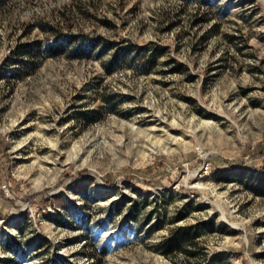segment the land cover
I'll return each instance as SVG.
<instances>
[{"label":"rangeland","instance_id":"obj_1","mask_svg":"<svg viewBox=\"0 0 264 264\" xmlns=\"http://www.w3.org/2000/svg\"><path fill=\"white\" fill-rule=\"evenodd\" d=\"M181 226L264 264V0H0V264H198Z\"/></svg>","mask_w":264,"mask_h":264},{"label":"trees","instance_id":"obj_2","mask_svg":"<svg viewBox=\"0 0 264 264\" xmlns=\"http://www.w3.org/2000/svg\"><path fill=\"white\" fill-rule=\"evenodd\" d=\"M51 28V27H50ZM77 36H74L72 38H76ZM62 44V43H61ZM110 45L108 42H104V47L107 48ZM54 47L52 45L46 46V48L43 51H39L38 46L30 45L26 53L29 54L31 58H36L39 55L45 54L43 56L47 57L50 55H53L56 51L53 50ZM44 52V53H43ZM24 65H32V61H26L23 63ZM201 235V229L199 226H193V227H186L181 226L177 229H175L171 236H169L164 242H162V253L166 256H171L172 254H175L179 250H184V252L187 254V256H192V258L198 257V259H202L200 263L198 264H228L227 259L223 256H216L211 257L210 259L206 258V254H203L202 247H197L196 240ZM190 245L194 248H198V250H189L186 249L185 246ZM201 254V255H200ZM188 260L189 257H187Z\"/></svg>","mask_w":264,"mask_h":264}]
</instances>
